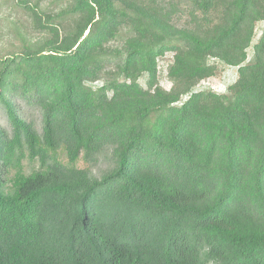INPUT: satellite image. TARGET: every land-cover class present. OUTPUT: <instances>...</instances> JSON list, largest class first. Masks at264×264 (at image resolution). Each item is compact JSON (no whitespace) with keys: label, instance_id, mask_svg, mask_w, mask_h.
Returning a JSON list of instances; mask_svg holds the SVG:
<instances>
[{"label":"trees","instance_id":"16d2710c","mask_svg":"<svg viewBox=\"0 0 264 264\" xmlns=\"http://www.w3.org/2000/svg\"><path fill=\"white\" fill-rule=\"evenodd\" d=\"M61 5L45 21L27 5L50 40L0 58V264H264V0ZM216 61L236 78L192 90ZM103 154L99 177L79 166Z\"/></svg>","mask_w":264,"mask_h":264},{"label":"rangeland","instance_id":"374dc122","mask_svg":"<svg viewBox=\"0 0 264 264\" xmlns=\"http://www.w3.org/2000/svg\"><path fill=\"white\" fill-rule=\"evenodd\" d=\"M62 0H0V58L20 53L25 50H37L44 43L50 40V33L47 29L37 25L35 16L30 13L27 5L32 6L41 21H45L49 16H56L66 5H61ZM180 25V24H179ZM261 23L256 25V33L254 41L260 35ZM74 27V22L70 19H63L62 24L58 25L60 35H63ZM129 35L127 29L122 30L120 35L111 40L106 45V50L115 51L121 49L124 38ZM248 59L252 56L251 46L247 49ZM173 53L166 52L163 56L157 59V79L159 85L164 90L174 88V83L167 76V66L172 60ZM216 72L213 76L199 81L192 87V90H216L225 91L229 83L236 78V67L229 66L224 62L216 61ZM111 69V68H109ZM142 85H145V79L141 80ZM101 81L92 83L93 86H98ZM189 94H184L182 100L186 99ZM17 110L19 116L31 123L34 129L41 133L42 131V115L41 110L25 101V99H17ZM0 126L3 127L7 134L10 135L11 129L8 125V120L3 107L0 105ZM62 159H65L64 153L60 154ZM103 154L98 161L89 165L86 162L80 161L79 166L88 168L91 174L99 177L109 167L108 158ZM24 172L28 173L35 167L36 163H31L27 159L22 161Z\"/></svg>","mask_w":264,"mask_h":264}]
</instances>
